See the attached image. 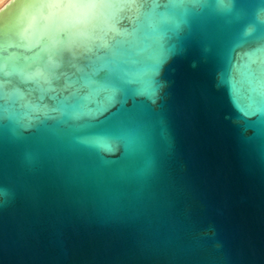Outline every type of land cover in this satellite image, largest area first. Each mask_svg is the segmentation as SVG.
Segmentation results:
<instances>
[{"label": "water", "instance_id": "95a60500", "mask_svg": "<svg viewBox=\"0 0 264 264\" xmlns=\"http://www.w3.org/2000/svg\"><path fill=\"white\" fill-rule=\"evenodd\" d=\"M0 264H264V0L6 5Z\"/></svg>", "mask_w": 264, "mask_h": 264}, {"label": "rangeland", "instance_id": "374dc122", "mask_svg": "<svg viewBox=\"0 0 264 264\" xmlns=\"http://www.w3.org/2000/svg\"><path fill=\"white\" fill-rule=\"evenodd\" d=\"M12 0H4V2L1 3L0 6V11L6 6L8 5Z\"/></svg>", "mask_w": 264, "mask_h": 264}, {"label": "bare ground", "instance_id": "6f19581e", "mask_svg": "<svg viewBox=\"0 0 264 264\" xmlns=\"http://www.w3.org/2000/svg\"><path fill=\"white\" fill-rule=\"evenodd\" d=\"M4 2V0H0V6H1V3Z\"/></svg>", "mask_w": 264, "mask_h": 264}]
</instances>
